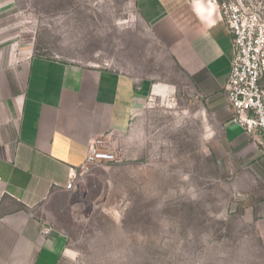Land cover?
<instances>
[{
    "label": "rangeland",
    "instance_id": "rangeland-1",
    "mask_svg": "<svg viewBox=\"0 0 264 264\" xmlns=\"http://www.w3.org/2000/svg\"><path fill=\"white\" fill-rule=\"evenodd\" d=\"M30 57L118 72L146 93L102 138L114 160L77 171L73 193L32 210L42 235L64 238L57 264H264V163L231 165L224 120L196 98L136 0H0V76Z\"/></svg>",
    "mask_w": 264,
    "mask_h": 264
},
{
    "label": "crops",
    "instance_id": "crops-1",
    "mask_svg": "<svg viewBox=\"0 0 264 264\" xmlns=\"http://www.w3.org/2000/svg\"><path fill=\"white\" fill-rule=\"evenodd\" d=\"M136 4L194 92L224 120L223 141L236 154L231 165L244 170L253 159L261 169L258 139L230 122L225 84L233 49L219 3ZM16 65L0 76V264H57L64 238L55 231L42 235L32 210L55 194L73 193L65 184L88 145L124 128L146 93L128 76L95 66L42 57Z\"/></svg>",
    "mask_w": 264,
    "mask_h": 264
},
{
    "label": "built area",
    "instance_id": "built-area-1",
    "mask_svg": "<svg viewBox=\"0 0 264 264\" xmlns=\"http://www.w3.org/2000/svg\"><path fill=\"white\" fill-rule=\"evenodd\" d=\"M254 4V0H247L245 6L219 5L233 49L225 84L230 122L245 135L256 137L264 156V19ZM196 98L201 100L202 96L196 94ZM102 138L88 145L78 175H83L95 163L114 160L113 152L106 149ZM78 175L77 172L69 175L65 184L67 190L74 191ZM43 233L49 234L50 228L44 226Z\"/></svg>",
    "mask_w": 264,
    "mask_h": 264
}]
</instances>
